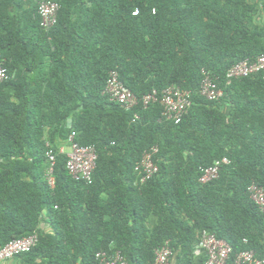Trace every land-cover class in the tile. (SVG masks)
I'll return each mask as SVG.
<instances>
[{
    "label": "trees",
    "instance_id": "obj_1",
    "mask_svg": "<svg viewBox=\"0 0 264 264\" xmlns=\"http://www.w3.org/2000/svg\"><path fill=\"white\" fill-rule=\"evenodd\" d=\"M54 1L58 20L46 31L35 3L0 0V59L12 73L0 86V247L37 233V245L17 256L23 264H98L101 250L153 264L169 240L170 260L191 264L205 229L232 246L228 264L244 249L264 256V210L247 191L253 181L264 188V80L226 78L233 64L264 53L257 5ZM111 69L138 97L172 84L190 91L188 112L175 123L161 118L159 103L127 111L110 102ZM202 69L224 89L220 102L200 94ZM72 130L97 150L91 183L73 179L59 151L57 138ZM47 142L56 152L53 188ZM152 145L159 171L139 188L134 166ZM223 157L219 177L200 183L201 169Z\"/></svg>",
    "mask_w": 264,
    "mask_h": 264
},
{
    "label": "built area",
    "instance_id": "obj_2",
    "mask_svg": "<svg viewBox=\"0 0 264 264\" xmlns=\"http://www.w3.org/2000/svg\"><path fill=\"white\" fill-rule=\"evenodd\" d=\"M36 4V12L40 18L41 27L49 31L57 23L60 4L54 0H24ZM136 9L133 14H137ZM202 79L200 82V94L207 100L220 102L224 96V89L219 86L212 73L202 69ZM261 74L264 80V53L253 58L243 59L233 64L226 75L227 83L230 84L234 79L249 77ZM12 77V73L4 64V59H0V86ZM103 94L110 102L118 103L127 111L134 110L137 106L146 109L153 103H159L162 107L161 118L166 121L179 123L191 106V93L177 85H169L162 90L153 89L150 92L138 97L128 88L120 78L117 69H111L108 73ZM138 115L135 114V118ZM76 131L72 130L68 137L67 151H59L67 156L66 168L71 177L78 181L91 183L93 172L96 168L97 150L94 145H84L76 141ZM159 151L157 145L144 150L140 160L134 166L135 180L134 185L143 186L149 179L159 171V165L155 159ZM46 156L48 166L45 172V179L48 185L55 186L54 165L56 162V152L47 142ZM229 162L227 157L216 160L212 165L201 169L199 182L209 183L219 177L222 164ZM247 191L251 199L264 210V188L252 182ZM246 241V240H245ZM39 242L37 233L15 238L0 247V262L16 258L19 254L30 251ZM201 255L204 257V264H228L232 246L225 239L218 238L208 230H201L196 241ZM173 248L169 240H165L155 249V259L153 264H168L173 256ZM98 264H129L120 250H101L95 254ZM233 264H264V256H259L252 249H244L236 254Z\"/></svg>",
    "mask_w": 264,
    "mask_h": 264
},
{
    "label": "crops",
    "instance_id": "obj_3",
    "mask_svg": "<svg viewBox=\"0 0 264 264\" xmlns=\"http://www.w3.org/2000/svg\"><path fill=\"white\" fill-rule=\"evenodd\" d=\"M250 2H253L257 5V11L254 13V22L257 24H260L264 26V0H249ZM228 110V109H226ZM66 127L71 128L72 127V119H67ZM57 144L59 146V149H63L64 151H67L69 149L68 147V140L63 138H57ZM156 217L155 215H151L146 225L148 228L152 229L156 225ZM0 264H23L19 258H14L11 260L0 262ZM168 264H179L177 259L174 258L169 261ZM181 264V263H180ZM191 264H204V257L201 255V253L198 250L197 243L195 241L194 247H193V254L191 258Z\"/></svg>",
    "mask_w": 264,
    "mask_h": 264
}]
</instances>
